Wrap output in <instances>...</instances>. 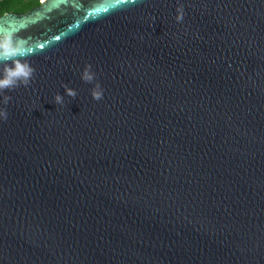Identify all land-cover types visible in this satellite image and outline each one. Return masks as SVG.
<instances>
[{
    "label": "water",
    "instance_id": "1",
    "mask_svg": "<svg viewBox=\"0 0 264 264\" xmlns=\"http://www.w3.org/2000/svg\"><path fill=\"white\" fill-rule=\"evenodd\" d=\"M5 27L35 72L0 119V264H264V0H42Z\"/></svg>",
    "mask_w": 264,
    "mask_h": 264
},
{
    "label": "clouds",
    "instance_id": "2",
    "mask_svg": "<svg viewBox=\"0 0 264 264\" xmlns=\"http://www.w3.org/2000/svg\"><path fill=\"white\" fill-rule=\"evenodd\" d=\"M132 4L137 3V0H131ZM176 21L182 23L185 16L184 5L180 4L176 9ZM30 55V50L24 39L19 38L16 32L9 28H0V96H2L3 109H0V119L7 121L9 112L7 106L12 97L6 95V91H14L20 86L27 87L30 85L35 69L31 67L27 61ZM81 79L88 84H94L91 90V96L95 101H100L104 98V90L97 81L96 73L92 70V65L85 66ZM62 87L66 91V95L75 99L78 95L77 91L70 88L68 84H63ZM56 105H64V96L56 94L54 97Z\"/></svg>",
    "mask_w": 264,
    "mask_h": 264
},
{
    "label": "trees",
    "instance_id": "3",
    "mask_svg": "<svg viewBox=\"0 0 264 264\" xmlns=\"http://www.w3.org/2000/svg\"><path fill=\"white\" fill-rule=\"evenodd\" d=\"M42 0H0V16L14 12L27 13L38 7Z\"/></svg>",
    "mask_w": 264,
    "mask_h": 264
},
{
    "label": "snow or ice",
    "instance_id": "4",
    "mask_svg": "<svg viewBox=\"0 0 264 264\" xmlns=\"http://www.w3.org/2000/svg\"><path fill=\"white\" fill-rule=\"evenodd\" d=\"M57 39H59V37H57Z\"/></svg>",
    "mask_w": 264,
    "mask_h": 264
}]
</instances>
